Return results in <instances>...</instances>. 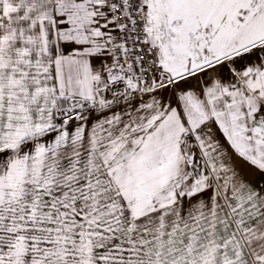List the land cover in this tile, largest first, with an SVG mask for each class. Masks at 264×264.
<instances>
[{
  "label": "snow or ice",
  "instance_id": "snow-or-ice-1",
  "mask_svg": "<svg viewBox=\"0 0 264 264\" xmlns=\"http://www.w3.org/2000/svg\"><path fill=\"white\" fill-rule=\"evenodd\" d=\"M0 264H264V0H0Z\"/></svg>",
  "mask_w": 264,
  "mask_h": 264
}]
</instances>
